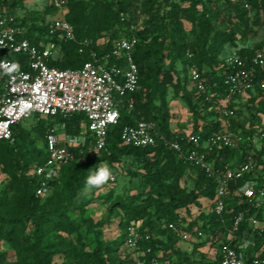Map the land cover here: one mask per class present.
<instances>
[{
  "label": "trees",
  "instance_id": "1",
  "mask_svg": "<svg viewBox=\"0 0 264 264\" xmlns=\"http://www.w3.org/2000/svg\"><path fill=\"white\" fill-rule=\"evenodd\" d=\"M29 1L0 0V9L5 7L12 14L18 11L25 14L17 21L23 30L20 38L37 45L50 41L57 44L58 53L48 61L50 67L81 68L90 59V49L104 53L110 51L115 41L136 36L138 44L134 57L140 71V90L133 95L135 111L132 114L122 112L119 122L109 128L106 148L95 154L90 151L88 142L74 149V160L62 166L59 177L50 183L51 192L46 197L37 196L39 180L33 174L36 166L47 159L46 135L56 131L58 126L67 136H79L84 132L85 116L44 118L36 115L31 121L12 127L13 143L0 142V164L20 185L16 188L22 192L23 207L17 215L13 213L9 198L0 197V241L13 250L16 258L13 264H56L52 240H56L65 253L75 256L73 264H132L131 254L119 262L112 258L117 251L116 243L103 240L105 224H95L86 217L85 207L90 199L77 208L82 218L80 222L53 210L59 200L66 210L74 209L78 193L86 188L88 174L99 166L106 164L112 173L126 174L127 162L138 167L130 175L140 183L141 192L115 200L121 215L123 242H126L128 228L135 226L143 235L139 250L147 252V260L155 258L160 264H219V256L209 258L210 249H219L226 243L233 214L249 207L239 205L238 198L232 196L226 200L224 214L218 216L214 211L216 179L185 159H179L160 139L155 146L136 148L124 145L121 134L139 120L152 121L166 140L179 142L184 152L194 148L185 133L172 129L171 89L174 97L181 98L191 113V134L200 136L203 141L214 132L224 130L228 122L231 129L245 138L253 139L263 134L264 67L258 68L255 87L248 96L230 103L236 116L229 120L217 109L219 99L208 101L205 95L197 96L189 91L188 86L189 68L196 65L207 70L210 93L224 97L226 67L221 56L226 48L234 50L232 57L243 59H251L255 52L264 49V39L255 42L256 28L264 24V0H222L218 8L212 7L211 0H67L66 19L73 26L77 42H65L57 37L52 40L48 36V26L56 10L48 5L45 17L40 18L38 11L28 7ZM186 24L190 25L189 31ZM226 24L229 28H223ZM99 37L105 42L98 44ZM83 40H92L93 45L83 47L79 44ZM189 52L194 55L192 59ZM4 57L27 70V57L10 54ZM38 142L43 145L40 149ZM250 149L223 148L215 151L210 160L216 168L225 171L244 162ZM92 155L97 158L95 165L87 163L79 171H72L78 161ZM256 161L260 167L257 176L262 177L264 146L257 150ZM116 165H120L121 172ZM29 173L32 176L27 179ZM255 214L250 209L249 216ZM257 215L263 218L261 212ZM186 222L189 226L184 228L182 223ZM84 229L93 234L92 248H71L68 237ZM195 229L205 233L206 239L194 243L190 251L182 249L181 233ZM211 235L215 240H210ZM244 237L254 242L249 254L264 248V237L253 234L248 223H244L239 232L240 240ZM261 257L264 258V250ZM4 258L0 254V263Z\"/></svg>",
  "mask_w": 264,
  "mask_h": 264
},
{
  "label": "built area",
  "instance_id": "2",
  "mask_svg": "<svg viewBox=\"0 0 264 264\" xmlns=\"http://www.w3.org/2000/svg\"><path fill=\"white\" fill-rule=\"evenodd\" d=\"M48 5L57 14L50 19L48 36L52 40L57 37L65 42H77L73 26L66 19L68 1L49 0ZM18 12L12 14L5 7L0 9V142L13 143L12 127L31 121L36 115L46 118L83 114L86 118L82 125L84 132L79 136H67L64 131L62 136L56 131L47 133V159L33 170L39 180L36 194L46 197L51 192L50 183L59 177L62 166L74 160V149L89 142L90 151L100 153L106 148L109 128L119 122L122 112L132 114L135 111L133 95L140 90V71L134 57L138 39L132 36L117 40L110 51L104 53L90 49V59L78 69L50 67L48 61L58 53L57 44L50 41L37 45L20 38L23 30L17 23ZM79 44L88 48L93 41L83 40ZM5 54L27 57V70L4 57ZM188 56L192 59L194 55L189 52ZM224 63V97L210 93L207 70L196 65L189 68L188 90L197 96L205 95L208 101L219 99L217 109L229 120L236 116L235 109L229 107L230 103L245 99L255 87L257 70L264 67V49L255 52L251 59L229 57ZM186 135L194 148L184 152L179 142L168 141L160 134L155 122L139 120L123 130L121 140L124 145L147 148L155 146L160 139L179 159H185L216 179L214 211L218 216L224 214L229 197L238 198L239 205H247L248 210L233 214L226 243L219 249H210L209 258L219 256V264H264L261 257L264 248L249 254L254 242L246 237L239 238L244 223L249 224L253 234L264 237V174L257 176L260 167L256 161L257 150L264 146V133L253 139L245 138L231 129L228 122L224 130L214 132L206 141L191 133ZM223 148L251 149L247 151L244 162L221 171L210 157ZM115 167L121 172L120 165ZM116 175L113 173L111 182L116 181ZM250 209L256 214L249 216ZM260 212L261 219L257 217ZM182 226L187 228L189 222L182 223ZM170 227L174 228L173 225ZM142 239L137 227L128 228L125 245L133 257L132 264H160L155 258L147 260V252L139 250ZM181 239L192 248L194 243L204 241L206 235L195 229L194 232L183 231ZM210 240H215V237L211 235Z\"/></svg>",
  "mask_w": 264,
  "mask_h": 264
},
{
  "label": "rangeland",
  "instance_id": "3",
  "mask_svg": "<svg viewBox=\"0 0 264 264\" xmlns=\"http://www.w3.org/2000/svg\"><path fill=\"white\" fill-rule=\"evenodd\" d=\"M180 1V0H179ZM212 7L218 8L222 4V0H211ZM49 0H30L28 2V7L30 9H35L38 11L40 18L45 17L46 8L48 6ZM20 15H25L22 11L18 12ZM57 14L52 15L51 17H56ZM252 18V15L249 17ZM252 22V20H250ZM223 28H229V25H223ZM187 31L190 30V25L186 24ZM256 38L255 42H260L264 39V24L256 28ZM98 44L105 42L104 38L96 39ZM234 55V50L230 47H227L226 50L222 53V59L232 57ZM169 101H170V112L172 114L171 126L173 131L178 133L190 134L192 131L193 120L191 113L189 112L186 104L181 98L174 97V92L171 89L169 92ZM245 117L242 118V120ZM56 132L62 136V129L56 127ZM260 144H258L259 146ZM43 145L41 142L37 143V148H41ZM95 156H90L84 158L83 160L78 161L73 167L72 171L77 172L80 170V167L90 163L91 166L96 164ZM106 165V164H103ZM101 165V166H103ZM100 167V166H99ZM127 173L117 174L116 181H108L103 185L96 188H84L82 189L77 196L76 206L74 209L66 210L62 206V200L57 201L56 206L53 210H56L57 213L64 212L74 220L75 222H80L81 214L77 209L80 204L86 203L90 199V203L85 207L86 208V217H89L94 221L95 224L103 223L105 227L103 229V240L107 242H115L117 251L113 255L115 260L123 261L126 259L129 251L126 248L125 243L123 242V229L120 225L121 215L115 205V200L119 197H125L129 194H138L141 192L140 183L135 181L134 178L130 175V172H136L137 166L132 165L129 162L125 164ZM32 176L31 173L26 175V178L29 179ZM134 180V181H133ZM18 183H15L4 171L2 165L0 164V197L7 196L12 204V210L15 215L21 213L23 207L22 202V192L18 191L16 188ZM20 186V185H19ZM66 236V235H64ZM93 240V234L88 233L87 230H83L81 233L68 237V242L73 249H91L90 246ZM51 249L54 252V262L56 264H73L75 256L70 253H65L62 248L57 246V241L52 240ZM182 249L191 250V246L183 242ZM0 254L4 255V261L0 264H13L16 260L15 254L10 247L5 244L3 240L0 241Z\"/></svg>",
  "mask_w": 264,
  "mask_h": 264
},
{
  "label": "clouds",
  "instance_id": "4",
  "mask_svg": "<svg viewBox=\"0 0 264 264\" xmlns=\"http://www.w3.org/2000/svg\"><path fill=\"white\" fill-rule=\"evenodd\" d=\"M14 67H18L14 65ZM112 171L107 165L100 166L88 174L85 186L86 188H96L108 182L112 178Z\"/></svg>",
  "mask_w": 264,
  "mask_h": 264
}]
</instances>
